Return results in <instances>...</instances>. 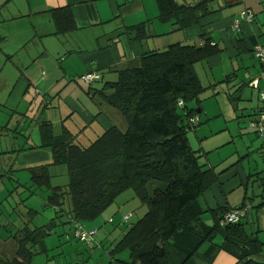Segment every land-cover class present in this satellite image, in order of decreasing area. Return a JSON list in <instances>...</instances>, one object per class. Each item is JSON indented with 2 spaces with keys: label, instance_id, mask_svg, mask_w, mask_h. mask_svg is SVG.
<instances>
[{
  "label": "crops",
  "instance_id": "0c3cea01",
  "mask_svg": "<svg viewBox=\"0 0 264 264\" xmlns=\"http://www.w3.org/2000/svg\"><path fill=\"white\" fill-rule=\"evenodd\" d=\"M212 3L219 11L202 17L199 25L176 29L157 19L155 0H0V126L9 127L1 131L0 140L3 136L10 139V135L15 139L19 134L15 129L20 127L24 136L22 145L7 147V142L0 151V199L13 190L9 181L19 187L23 178L36 186L29 168L51 162L49 148L40 147V125L49 124L54 136L67 130L77 135V140H88L90 134L99 135L113 126L124 130L127 124L122 116L100 98L105 83L117 81L118 72L136 66L145 52L178 42L201 46L203 29L205 38L211 37L219 52L197 62L194 69L204 90L224 85L231 111L228 114L219 108L211 112L200 102L199 123L187 132H193L198 148H191L206 159L214 178L200 204L204 209L250 206L244 213V218L250 216L249 221H243L246 231L264 243V190L259 203L253 202L261 192L258 188L255 195L254 188L264 186V145L248 125L258 110V89L264 87V63L253 54L254 45H264V0ZM62 8L71 15L66 19L67 26L72 25L67 32L58 29L52 16ZM243 11L252 13L253 20L240 19L237 28L235 20ZM138 28H142L143 38ZM89 71L99 73L100 78L91 83L82 80L81 75ZM255 80L257 87L252 84ZM215 92L211 98L223 99ZM201 114L206 118L203 126ZM49 172L51 179L65 173L58 166H49ZM125 216L122 222L130 218ZM209 216L206 213L203 219L211 220ZM83 225L98 226L89 221ZM129 228L113 231L117 234L108 243L110 256ZM110 237L102 234L105 241ZM99 240L94 245L102 247ZM4 246L0 241L1 252L11 256L14 242L8 240ZM195 262L205 264L206 258L196 257ZM237 263V258L224 250L209 262Z\"/></svg>",
  "mask_w": 264,
  "mask_h": 264
},
{
  "label": "trees",
  "instance_id": "16d2710c",
  "mask_svg": "<svg viewBox=\"0 0 264 264\" xmlns=\"http://www.w3.org/2000/svg\"><path fill=\"white\" fill-rule=\"evenodd\" d=\"M212 1L155 0L157 19L176 29L199 25L202 17L219 11L210 8ZM52 16L61 32L72 27L66 24L71 16L66 8L54 10ZM205 35L201 29V46L178 42L145 52L136 66L118 72L117 81L105 83L100 98L119 112L127 124L124 130L113 126L83 144L67 130L54 136L49 124L40 125V147L49 148L51 162L29 168L30 179L49 191L45 206L56 216L44 225L25 224L19 229L22 237L14 233L13 239L4 240L14 242L15 251L6 256L0 249V264H31L34 255L48 250L44 238L51 234L55 218L70 216L74 232L75 221L83 224L97 218L130 188L147 211L114 248L128 252L129 259L120 264H196L199 256L209 264L220 250L234 255L237 264H264V243L248 234L244 214L238 223L222 226L219 217L232 207L204 209L200 204L214 178L203 156L191 148L187 132L190 118L198 117L204 91L194 65L219 52ZM4 129L9 127L0 126V133ZM60 165L67 170L68 182L52 186L49 166ZM206 213L212 225L203 219Z\"/></svg>",
  "mask_w": 264,
  "mask_h": 264
},
{
  "label": "rangeland",
  "instance_id": "374dc122",
  "mask_svg": "<svg viewBox=\"0 0 264 264\" xmlns=\"http://www.w3.org/2000/svg\"><path fill=\"white\" fill-rule=\"evenodd\" d=\"M210 8L215 9L217 8V6L216 4L212 3L210 5ZM193 43L194 42H191L190 44ZM200 76L204 82L203 84L208 86L207 80L203 79L204 77L202 72L200 73ZM214 91H216L215 93H218L219 95H223V99L221 97L218 98V100H216L217 98H211L210 94L214 93ZM214 91L211 87H207L200 94L201 104L211 112L222 108L223 110L225 109L229 114L231 109L229 108V102L225 94L227 91H224V85L223 87L214 89ZM201 115L202 120L200 126H203L206 124V118L205 116H203V114ZM232 123L231 128L233 129L234 124ZM17 130L20 133L16 135L15 139H13L11 135L8 136L10 137V139L5 136L1 138L0 151L4 147H6L7 142L9 143L7 147L20 146L24 143L22 140V137L24 136L21 135L23 133V128L20 127L17 128ZM93 136L94 134H90V136H88L89 141L95 138ZM187 136L190 146L193 149H197L198 145L193 132H189ZM89 141L87 139L81 140L83 144H88ZM202 160L207 162L204 157L202 158ZM58 167H62L65 173H63V175L59 174L58 176L53 175L51 184L57 185L62 183L61 185L62 187H64L68 182L66 168L62 165ZM9 186L13 190L11 192H8L4 199H0L1 242H6L3 241L5 239H13L12 235L14 233H19L20 227L24 226L25 224H29L31 227L46 224L50 222L51 218L56 216L55 210L53 208L45 206V198L47 197L49 192L44 188H39L32 184H29L27 181L25 182L23 178L21 180V186L14 187V185L11 184L10 181ZM152 188V184L148 185L149 192H151ZM255 188V195L257 192L256 190L258 188L261 189V192L253 201L257 205L260 201V194L262 193V190H264V186L260 185L259 187ZM1 196L2 195H0V197ZM249 196H252L251 189L249 191ZM68 206L69 200L65 199L64 208L68 209ZM146 209V205L139 200L133 189L130 188L124 190L116 196L114 201L110 203L97 218L89 221L91 225H98L95 226L97 228V233L94 235L93 240L89 243L80 242L75 236L72 230V225L71 223H69L70 216L66 214L61 216L60 218H55L56 223L52 226L53 230L51 231V234L44 238V244L46 245L48 250L46 252H40L39 254L34 255V259L31 264H116V262L120 264L117 259L128 260L129 255L126 250H113L114 253H112L111 251L113 256L109 255V250L107 249L109 248L108 243L111 242L117 234L113 233V231L117 230L116 232H119L126 229V227H130L131 224L136 222L145 214ZM30 210L35 211V213ZM124 214H127V216L130 218L122 222L121 217ZM109 218L114 219V222L109 223L108 221H106ZM253 218L255 221L256 216L254 215V213ZM249 219L250 216L247 215L246 218H243V221L246 222L249 221ZM102 234L106 238L109 234H111V237L105 241L102 238ZM97 238H100V240L97 242L101 243L102 247L94 245V242L97 240ZM218 240H220L219 237ZM3 249H6L5 246ZM33 249H35V246L33 247Z\"/></svg>",
  "mask_w": 264,
  "mask_h": 264
},
{
  "label": "built area",
  "instance_id": "2783aa9c",
  "mask_svg": "<svg viewBox=\"0 0 264 264\" xmlns=\"http://www.w3.org/2000/svg\"><path fill=\"white\" fill-rule=\"evenodd\" d=\"M240 19L246 20L248 22H251L253 20V15L249 11H243L239 17V19L235 20V27L239 28V22ZM212 45H214V42H212ZM253 54L256 57V59L264 63V45L256 44L253 47ZM82 80L86 82H93L94 80H97L100 78V74L95 71H89L80 77ZM255 87H257V81L255 80L253 83ZM258 100H259V106L257 113L255 116L249 121V128L253 129L259 137L262 139V145H264V87L258 89ZM179 104H182V101H179ZM190 122V129L195 128L198 125V117L193 116L189 120ZM250 208V206H244V207H232L227 212L223 213L219 217V223L220 225H226V224H233L238 223L244 212L247 211ZM264 208V207H262ZM128 216H125V219H127ZM74 234L78 238L80 242L89 243L93 240L94 235L97 233L96 227H90L85 228L84 225L81 222L75 221L74 224Z\"/></svg>",
  "mask_w": 264,
  "mask_h": 264
},
{
  "label": "water",
  "instance_id": "95a60500",
  "mask_svg": "<svg viewBox=\"0 0 264 264\" xmlns=\"http://www.w3.org/2000/svg\"><path fill=\"white\" fill-rule=\"evenodd\" d=\"M200 112V110H198V113ZM206 223L208 224V225H212V221L211 220H208V221H206ZM20 235H21V237H22V234L21 233H19Z\"/></svg>",
  "mask_w": 264,
  "mask_h": 264
}]
</instances>
